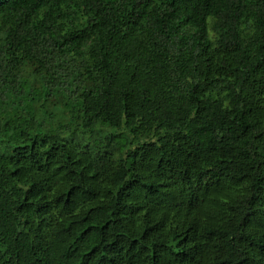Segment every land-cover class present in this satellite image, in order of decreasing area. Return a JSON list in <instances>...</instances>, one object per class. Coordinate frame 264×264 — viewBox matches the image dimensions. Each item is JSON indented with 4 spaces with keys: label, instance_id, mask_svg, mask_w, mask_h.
Masks as SVG:
<instances>
[{
    "label": "trees",
    "instance_id": "16d2710c",
    "mask_svg": "<svg viewBox=\"0 0 264 264\" xmlns=\"http://www.w3.org/2000/svg\"><path fill=\"white\" fill-rule=\"evenodd\" d=\"M0 139V264H264V0H0Z\"/></svg>",
    "mask_w": 264,
    "mask_h": 264
},
{
    "label": "rangeland",
    "instance_id": "374dc122",
    "mask_svg": "<svg viewBox=\"0 0 264 264\" xmlns=\"http://www.w3.org/2000/svg\"><path fill=\"white\" fill-rule=\"evenodd\" d=\"M22 74L24 77L27 78V81L29 84H36L35 78L31 75L30 69L28 67H25L23 69ZM36 107H38V104H36ZM41 118H42V114H41L40 110L38 109L37 110V120L39 121V120H41ZM29 126L32 127V124L30 125V123H27L23 127L25 129H28ZM73 142L75 144H79V143H83L84 140L81 139L80 135H76L75 137H73ZM0 154H2V155L5 154V143L2 139H0Z\"/></svg>",
    "mask_w": 264,
    "mask_h": 264
}]
</instances>
